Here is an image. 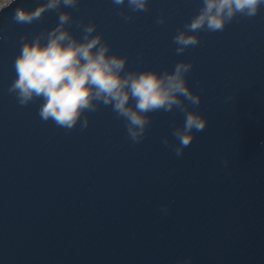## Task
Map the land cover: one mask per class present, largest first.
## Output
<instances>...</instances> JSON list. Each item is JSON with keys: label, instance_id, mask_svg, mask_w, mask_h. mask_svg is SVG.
Listing matches in <instances>:
<instances>
[{"label": "water", "instance_id": "water-1", "mask_svg": "<svg viewBox=\"0 0 264 264\" xmlns=\"http://www.w3.org/2000/svg\"><path fill=\"white\" fill-rule=\"evenodd\" d=\"M41 2L0 12V264H264V7L223 32L200 31V44L180 56L172 38L201 0H150L127 22L112 0L61 9L96 23L129 69L193 62L187 81L203 90L198 111L208 123L176 157L162 139L176 143L181 113H150L146 138L133 145L110 107L69 132L40 119L41 100L22 107L9 94L21 36L50 30L59 15L21 25L13 12Z\"/></svg>", "mask_w": 264, "mask_h": 264}, {"label": "clouds", "instance_id": "clouds-1", "mask_svg": "<svg viewBox=\"0 0 264 264\" xmlns=\"http://www.w3.org/2000/svg\"><path fill=\"white\" fill-rule=\"evenodd\" d=\"M16 3L17 0H0V12ZM112 3L119 7L117 15L126 22L133 19V13L150 8V0H112ZM79 5L80 0H43L34 9L17 4L12 16L17 24L30 25L50 11L59 15L58 23L50 30L31 39L27 33L21 36V51L14 61L16 78L8 88L9 94L22 107L41 100L40 119L69 132L78 124L84 131L90 123L88 113L97 112L101 106L110 107L116 119L124 122L133 145L146 138L150 113H181L183 124L173 127L171 132L176 143L165 136L162 144L176 157L183 156L195 133L202 132L208 123L198 111L203 90L194 92L187 81L193 62L181 60L172 71L129 69V58L111 52V45L97 32L96 23H85L83 18L74 20L71 12L61 10L78 9ZM262 7L264 0H201L198 13L172 38L176 55L199 45L200 31L223 32L238 17H256ZM165 22L163 14L155 20L158 26ZM73 24L81 32L80 37L73 33ZM223 163L227 166L228 161ZM169 211V205L161 206L162 215ZM191 260L188 257L179 264H191Z\"/></svg>", "mask_w": 264, "mask_h": 264}]
</instances>
